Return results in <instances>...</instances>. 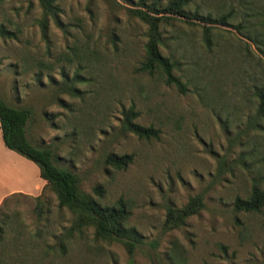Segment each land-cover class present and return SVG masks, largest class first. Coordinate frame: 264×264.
<instances>
[{
    "label": "rangeland",
    "instance_id": "obj_1",
    "mask_svg": "<svg viewBox=\"0 0 264 264\" xmlns=\"http://www.w3.org/2000/svg\"><path fill=\"white\" fill-rule=\"evenodd\" d=\"M168 0H0V96L30 110L26 138L51 151L77 178L79 192L101 205L120 204L124 225L139 234L129 251L91 225L69 231L75 214L58 208L53 189L12 195L0 207V263L264 264V206L237 208L256 185L264 190V0H188L166 15L159 52L182 88L163 72L138 67L148 25L134 9ZM143 2L144 4H142ZM241 23L238 32L234 27ZM150 126L141 138L123 124ZM126 154L123 168L106 161ZM192 197L201 205L175 225L171 208ZM60 247H63L61 249Z\"/></svg>",
    "mask_w": 264,
    "mask_h": 264
},
{
    "label": "trees",
    "instance_id": "obj_2",
    "mask_svg": "<svg viewBox=\"0 0 264 264\" xmlns=\"http://www.w3.org/2000/svg\"><path fill=\"white\" fill-rule=\"evenodd\" d=\"M39 2L45 13L52 16L56 15L57 7L52 3V0H39ZM187 2L188 0H168L164 5H159L158 2L146 4L148 11L152 13L142 9L133 10L136 16L148 25L144 57L138 68L147 72H151L155 68L159 69L163 72L167 83L175 84L179 88H182V84L172 74V64L169 58L163 56L157 48L159 42L158 21L169 17L166 15L171 14H177L184 18H189L192 15L193 18L197 17V19L200 18L206 22L217 21L219 23H224L227 17L223 15L218 18H210V16L190 14L185 11ZM234 28L241 32L244 26L238 23ZM11 35L13 32L0 24V36L7 38ZM243 37L253 43L264 56L261 43L259 44L247 33H243ZM255 95L259 98V111L264 112V89H256ZM134 116L135 113L131 109L123 113V124L129 131L141 138L156 135V130L152 127L132 122L131 119ZM29 117L30 110L28 108L10 106L0 96V134L5 147L32 161L38 167L40 177L45 180L44 186L49 185L55 192L58 208L67 207L75 214L74 223L69 231L80 230V227L84 225H91L96 234L121 241L130 251L134 244L139 241L140 236L133 228L124 225L123 222L127 216L125 208L120 204L101 205L89 195L79 192L77 176L67 169L57 166L48 148L35 146L26 138L25 125ZM128 160L129 156L126 154H109L106 157L108 163L119 168H123ZM200 205V198L192 197L184 206L169 209L166 223L177 224L194 213ZM235 205L243 210H259L264 206V190L254 185L249 197L237 198ZM60 248L63 249V247Z\"/></svg>",
    "mask_w": 264,
    "mask_h": 264
},
{
    "label": "crops",
    "instance_id": "obj_3",
    "mask_svg": "<svg viewBox=\"0 0 264 264\" xmlns=\"http://www.w3.org/2000/svg\"><path fill=\"white\" fill-rule=\"evenodd\" d=\"M44 184L45 180L40 177L38 167L5 147L0 134V207L12 195L40 197Z\"/></svg>",
    "mask_w": 264,
    "mask_h": 264
}]
</instances>
